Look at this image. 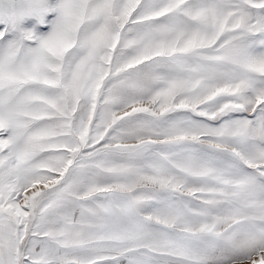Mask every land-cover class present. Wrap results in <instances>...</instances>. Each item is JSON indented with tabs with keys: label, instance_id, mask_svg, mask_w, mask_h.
Listing matches in <instances>:
<instances>
[{
	"label": "snow or ice",
	"instance_id": "1",
	"mask_svg": "<svg viewBox=\"0 0 264 264\" xmlns=\"http://www.w3.org/2000/svg\"><path fill=\"white\" fill-rule=\"evenodd\" d=\"M0 264H264V0H0Z\"/></svg>",
	"mask_w": 264,
	"mask_h": 264
}]
</instances>
